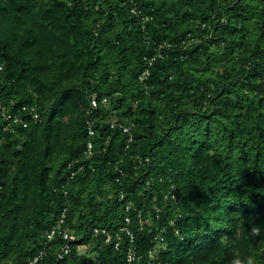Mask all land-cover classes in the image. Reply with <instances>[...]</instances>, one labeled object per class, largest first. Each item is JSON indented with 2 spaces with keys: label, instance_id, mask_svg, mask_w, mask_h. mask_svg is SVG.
Listing matches in <instances>:
<instances>
[{
  "label": "trees",
  "instance_id": "1",
  "mask_svg": "<svg viewBox=\"0 0 264 264\" xmlns=\"http://www.w3.org/2000/svg\"><path fill=\"white\" fill-rule=\"evenodd\" d=\"M0 61V264H264V0H0Z\"/></svg>",
  "mask_w": 264,
  "mask_h": 264
},
{
  "label": "built area",
  "instance_id": "2",
  "mask_svg": "<svg viewBox=\"0 0 264 264\" xmlns=\"http://www.w3.org/2000/svg\"><path fill=\"white\" fill-rule=\"evenodd\" d=\"M1 69H3V63L0 61V70ZM90 99H91L90 105L86 109V114L88 116L87 118L88 140H87V147L84 149V158L87 160L90 159L93 155L94 136L96 134L93 121H92V115L94 113L95 108H97L101 102L106 103L108 101V98L106 96L100 99V97H98V95L95 93L91 95ZM0 112L2 114L3 119L5 120L4 128L6 130H13V131H15L16 128H18V126L20 125H22L23 127H27L29 119L37 120L39 117V113L34 104L33 105L24 104L19 107H15L13 105L0 104ZM113 125H115V123H113ZM122 127L125 132H131V127H132L131 125L124 124L122 125ZM131 139L132 138H130V140ZM75 163H79V159L72 160L69 163V167L70 168L73 167ZM82 168H83V165H80L78 169L81 170ZM75 174H76V171L73 170L69 178H73ZM64 217H65V214H63V216L61 217L60 222H63ZM130 220H131L130 216H126V221L130 222ZM124 229H126V231L130 234L131 240L133 241V235L129 231V229L127 227H125ZM56 230H57V227L48 233L49 239H52L54 237ZM94 231L97 234L98 233L104 234L107 237V240H110L112 237L111 231H109L106 228L96 227ZM64 238L74 240L77 238V235L69 230H64ZM118 238L120 239V237ZM115 246L116 248L119 247V240L116 242ZM63 249L64 251H68L69 250L68 244H66ZM154 253H155L154 251H151L150 255L153 256ZM138 258L139 256L137 254L136 249L134 247H130L127 253V260L134 261ZM37 260H38V256L35 257V259L31 263H34Z\"/></svg>",
  "mask_w": 264,
  "mask_h": 264
}]
</instances>
